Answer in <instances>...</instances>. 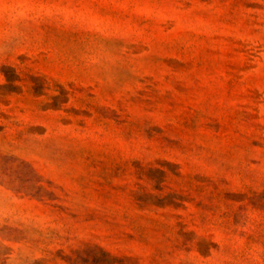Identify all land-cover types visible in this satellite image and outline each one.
Returning <instances> with one entry per match:
<instances>
[{
	"label": "rangeland",
	"instance_id": "1",
	"mask_svg": "<svg viewBox=\"0 0 264 264\" xmlns=\"http://www.w3.org/2000/svg\"><path fill=\"white\" fill-rule=\"evenodd\" d=\"M0 264H264V0H0Z\"/></svg>",
	"mask_w": 264,
	"mask_h": 264
}]
</instances>
